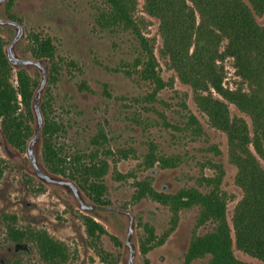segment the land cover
Listing matches in <instances>:
<instances>
[{
  "label": "rangeland",
  "instance_id": "obj_1",
  "mask_svg": "<svg viewBox=\"0 0 264 264\" xmlns=\"http://www.w3.org/2000/svg\"><path fill=\"white\" fill-rule=\"evenodd\" d=\"M8 7L17 22L9 18ZM104 9L103 0H0V38L13 66L12 82L17 83V71L23 68L38 80L47 77L48 63L33 55L31 36L50 38L61 69L54 82L45 79L39 95L48 91L51 116L60 125L54 140L71 158L77 151L96 152L98 160L108 162L104 175L108 200L101 206L69 178L47 168L39 113L32 123L35 134L25 149L11 142L0 125L4 160L0 264H47L31 243L11 239L7 222L1 220L3 213H15L20 222L65 241L77 254L66 264H205L208 257L186 260L193 233L207 229L196 224L198 208L174 210L159 199L139 196L138 181L174 193L191 186L205 191L220 180L228 195L229 218L243 194L235 182L237 167L230 157L229 136L212 124L197 97L212 94L226 101L230 119H245L253 136L252 117L213 89H198L181 80L161 54L159 19L145 10L144 0H137L134 17L153 41L165 81L152 94L155 83L143 78L140 66L134 65L142 52L139 40L130 31L110 28L101 17ZM256 18L264 24V12ZM226 42V38L220 41L221 51ZM218 64L225 87L251 93L254 84L240 75L233 56L226 55ZM259 84L264 88V79ZM249 146L264 168V157L253 143ZM159 157L172 160L165 163ZM84 215L93 217L103 230L91 232ZM147 235L154 240L143 247ZM234 250L248 264H264Z\"/></svg>",
  "mask_w": 264,
  "mask_h": 264
},
{
  "label": "trees",
  "instance_id": "obj_2",
  "mask_svg": "<svg viewBox=\"0 0 264 264\" xmlns=\"http://www.w3.org/2000/svg\"><path fill=\"white\" fill-rule=\"evenodd\" d=\"M103 1L105 9L101 17L108 26L130 31L139 40L142 52L134 65L140 66L137 68L143 78L155 83L152 92L155 94L165 81L159 72L153 41L142 32L134 17L137 0ZM144 7L159 19L161 54L169 59L181 80L198 89H213L239 106L252 117L254 133L252 136L245 119H230L226 101L212 94L197 97L212 124L225 130L229 136L230 157L237 167L235 182L243 191L230 218L228 195L221 188L220 180L215 187L205 191L191 186L174 193L159 192L149 181H138L139 196L154 197L174 210L198 208L196 224L206 225L207 229L193 233L186 252L187 262L208 257L205 264H248L235 254V248L264 261V168L249 146L250 142L253 143L258 154L264 157V88L259 84L264 79V24L256 18L264 12V0H144ZM7 9L9 18L17 22L16 14L10 7ZM31 37L32 53L36 59L48 63V74L38 80L25 68L19 69L16 84L10 77L13 70L11 59L0 38V125L11 142L25 149L35 134L32 123L39 113L42 158L47 168L69 178L95 204L103 206L108 200L104 183L108 162L98 160L96 152L77 151L71 158L58 147L54 138L60 125L51 116L50 99L46 97L48 91L42 95L39 92L45 79L49 84L58 78L61 65L50 38H42L37 33H32ZM223 38L227 42L221 51L219 43ZM226 55L235 58L240 75L254 84L251 93L223 85V69L218 61ZM38 95L41 103L37 108L35 100ZM191 118L196 119L193 114ZM158 160L168 163L172 159L159 157ZM3 166L4 160L0 157V175ZM206 179L212 180L210 177ZM1 220L7 222L12 240L31 243L47 264H66L77 256L65 241L46 229L20 222L15 213H3ZM84 221L91 232L103 230L102 225L89 215H84ZM152 240L147 235L142 240L143 247Z\"/></svg>",
  "mask_w": 264,
  "mask_h": 264
}]
</instances>
